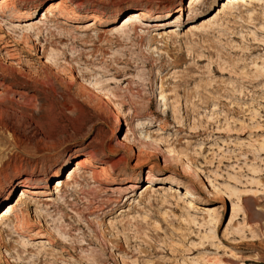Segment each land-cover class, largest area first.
<instances>
[{
    "label": "rangeland",
    "instance_id": "374dc122",
    "mask_svg": "<svg viewBox=\"0 0 264 264\" xmlns=\"http://www.w3.org/2000/svg\"><path fill=\"white\" fill-rule=\"evenodd\" d=\"M52 1L17 0L21 16L0 25L10 43L2 50L0 40V182L16 165L29 171L38 163L53 199L45 206L46 196L26 193L0 226V264H38L40 254L44 264H264V76L250 63L264 62V40L249 35L264 37V5L236 0L221 29L187 34L188 23L221 0L190 11L187 0H60L77 16L39 23ZM139 8L171 15L162 27L119 31L126 12ZM35 9L29 21L38 25H15ZM127 129L137 137L123 140ZM88 143L107 182L83 169L56 192L50 165L66 179ZM179 150L195 170L174 169ZM153 174L163 178L161 189L143 202ZM8 193L0 189V208ZM20 209L31 230H59L70 240L48 244L15 231ZM208 210L220 224L211 239L202 238L212 228ZM18 252L28 258L18 263Z\"/></svg>",
    "mask_w": 264,
    "mask_h": 264
},
{
    "label": "bare ground",
    "instance_id": "6f19581e",
    "mask_svg": "<svg viewBox=\"0 0 264 264\" xmlns=\"http://www.w3.org/2000/svg\"><path fill=\"white\" fill-rule=\"evenodd\" d=\"M187 1H188V4L185 7L189 11L194 10L195 7L200 3H202L203 6L205 3H207V0H187ZM235 1L236 0H221V1H219L220 4H218V6H216L214 8L215 12H213L211 15L199 18L196 22L188 23V27L186 29L187 34H193V33H197L200 31L202 32L203 30H208V31L213 32L214 29H219V28L221 29V27L224 25V23H226L223 15H225L228 10H231L232 11L231 13L237 12L236 10H233L236 8L235 7ZM238 2H240V4L241 3H247L248 8H251L252 4L255 5L253 7H256L257 5H264V0H241ZM236 4H237V2H236ZM253 9H256V8H253ZM182 10H183V7L180 6L179 8L175 9L174 11L175 12H181ZM35 11H36V9L34 11L30 12L29 14H27L23 18V20H18L19 22H16L15 25L21 26L23 28L26 27L25 28L26 30L33 29L34 26L38 25V24L31 23V21H29V19H31L34 16ZM16 13L20 14V16L22 14V10L19 9V7L17 5V0H0V25H1L2 21L4 20L5 16L10 18V16L12 14H16ZM262 13L264 15V7L263 6H262ZM53 14H56L57 17H59V18H62L65 20H71L72 19L71 15L74 14V12L69 10L68 7L66 5H64L60 0H54V1L50 2L49 4H47L44 7V9L40 12V16L38 19L39 23L45 22ZM74 15H76V14H74ZM170 15H171L170 12H167L164 14L152 15L149 13V11L144 10V9H140V8L139 9H132V10L127 11L126 15L119 21L118 30L119 31H126V29L129 27H131V29L135 30L136 26H137L136 24H140V26H142L143 28H146V27H162L163 25H165L164 23H162V21L164 19H166L167 17H169ZM248 15H250V16H248L250 18L253 16V13L252 14L249 13ZM228 21H230V20H228ZM2 24H4V23H2ZM88 25L89 26H87V27H89V29H90V27H92V25H90V24H88ZM261 27L264 28V23L261 24ZM168 29H171V30H168ZM172 29H173V27H169L166 30H168V32L172 34V33H174V30H172ZM156 34H158V33H155V35ZM249 35L252 36L253 40H260V42H261V40H264V37L260 38V36H257L255 32L250 31ZM0 40H3L1 35H0ZM3 43H4L3 46H1L2 50L7 49L6 47H8V46L10 47V43L8 41L3 40ZM252 43H255V42H252ZM256 43H257V41H256ZM46 57H48V56H46ZM250 58H252V57H250ZM47 59H49V58H47ZM250 63L252 64L253 67L251 65H249ZM250 63L248 65L250 67L254 68V70H255L254 73L252 71H251V73L257 75L258 77L260 76V78L262 76H264V62L259 63L258 60H253V61L251 60ZM1 69H5L2 62H0V70ZM251 73H249V74H251ZM253 74H251V75L254 77ZM248 76H250V75H248ZM257 76H256V78H257ZM259 84H261L262 89H264V83L261 81V82H259ZM2 85H4V82H3V80L0 79V86H2ZM2 93L3 92H1V90H0V94H2ZM160 99H165L166 101H168V99L165 96H163V94H161ZM170 106H171V109L175 113L176 110L174 109V107H172V105H170ZM215 109H217L216 105L213 107L212 110H215ZM133 127H136L137 129L141 128L139 123H138V125H135V126L133 125ZM129 131H131V130L127 129L126 133L123 135L124 136L123 140L129 139V137H130L129 134H133V138L137 137L138 130H136L135 132H130V133H129ZM92 147H93L92 144L88 143L87 148L84 152L86 154H83L80 158L75 160V162L66 171L68 173V176L66 179H63L60 177L58 178V172L57 171L60 167L58 164H51L50 165L51 166L50 173H48V171H47V173L49 176H54V178H56L54 180V184L52 185V189L56 190V192H57L61 186H63L66 183L73 181L75 178V175L78 174L79 172H81L83 169H89V171H90L89 174H90L91 180L98 181L100 183L107 182L106 181L107 179L103 180V178L105 177V174H106V169L102 166H95L91 160L92 159L91 157L94 155L93 152L97 151V150H93ZM109 149H111L110 146H109ZM167 150L169 151V149H167ZM103 151H104V149H103ZM87 153L89 154V157L87 156ZM172 162H173L174 169L176 171L177 170L181 171L183 174H184V172L187 173L188 171H193L196 168L193 161H192V158L188 155L187 152H185L183 150L182 151L179 150V152H177V154H175V157H174ZM31 167L32 168H30L29 171H26V169H25L26 165H23L22 163L18 164L14 167L13 174L12 175L5 174L4 175V181L0 182V189L9 191L8 196L6 197V199H4L6 202L0 208V226L6 220H8L14 212H16V209H19L24 204L25 199L27 198V195H26L27 192L32 193V195H34L36 198L35 200H37L38 196H46V198L44 200L39 199V202H44L43 204L45 206H49L50 204H52L51 202L53 201V199L51 197V192H49L46 189V187L48 185L47 180L45 178L37 176L38 174H40V169L38 167V163H32ZM164 179H167V177ZM162 180H163V178H159L156 174H153L152 181H150V182L148 181L144 184L145 188L140 192L142 194L143 202H146L147 200L150 199L149 194H151L154 190L161 189V187L157 186V183L162 181ZM17 185L19 187V189H18L19 192L17 191L18 193L15 194L14 198L11 201H9V197L12 194L11 192L13 191V188H15V186H17ZM7 187H9V190ZM10 188H12V189H10ZM113 190L115 191V189H113ZM250 191H252V190H250ZM246 195H248V194H246ZM111 201L118 203L120 201V199L114 198ZM236 209H237V205L233 204V210L235 211ZM208 213H209L208 215L210 217L209 223L211 224L212 228L210 229V231H208V232L206 231L203 234L202 238H209L210 237V239H211L212 237H214L215 231L220 224H219V220L216 217H211V214H212L211 210L210 211L208 210ZM41 216L42 215H39L38 217L41 218ZM16 218H17L16 222L13 225V229L15 231L29 232L30 238H33V239H39V240L40 239H47V240H49L48 244L57 243L56 240L59 237L60 239H62V241L65 244H67L66 242L69 238L65 232L63 233V232H60L59 230H55V232H54L53 230H51L50 228H47V227H43L42 229L38 228L37 230H31L30 228L33 227L30 224L31 218L29 216V213L26 212L25 210L20 209V216H18ZM70 227H73V226H70ZM62 241H60V242H62ZM46 244H47V242H46ZM24 245L28 246L29 242L24 241ZM23 254H24L23 252L17 253V259H19V261H20L18 263H21V262H23V260L28 258L27 256H23ZM44 261H46V259L40 254V256L38 255L35 262H38V264H44Z\"/></svg>",
    "mask_w": 264,
    "mask_h": 264
}]
</instances>
